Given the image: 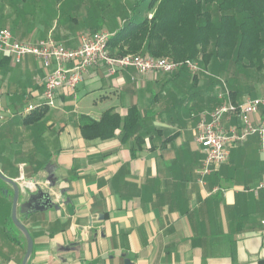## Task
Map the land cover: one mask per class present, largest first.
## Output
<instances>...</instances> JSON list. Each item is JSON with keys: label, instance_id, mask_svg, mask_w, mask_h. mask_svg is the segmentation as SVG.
Wrapping results in <instances>:
<instances>
[{"label": "crops", "instance_id": "obj_1", "mask_svg": "<svg viewBox=\"0 0 264 264\" xmlns=\"http://www.w3.org/2000/svg\"><path fill=\"white\" fill-rule=\"evenodd\" d=\"M25 25V35L7 28L21 42L39 39L41 26ZM56 27L50 21L44 25L48 33L42 40L79 46L78 36ZM233 63V70L230 62L214 66L229 99L243 104L263 97L255 72L264 70V62ZM54 68L45 69L35 57L16 64L0 53V172L23 192L18 218L34 244L27 264H264L259 136L231 147L229 161L203 185L198 181L203 154L197 125L201 114L222 103L219 96L217 106L196 113L185 93L173 89L178 77L134 69L111 73L100 62L74 94L58 89L50 108L43 105V84ZM159 74L170 81L164 90H158ZM29 104L40 107L26 113ZM133 107L140 113L133 138L124 141L121 130L106 140L83 137L82 117L100 122L112 111L123 120ZM262 116L252 117L254 125ZM223 125L243 127L237 117ZM7 187L6 193L0 187L5 207L13 205L14 196ZM38 189L50 193L53 207L21 213ZM27 247L21 232L10 241L0 238L1 264H22Z\"/></svg>", "mask_w": 264, "mask_h": 264}, {"label": "trees", "instance_id": "obj_2", "mask_svg": "<svg viewBox=\"0 0 264 264\" xmlns=\"http://www.w3.org/2000/svg\"><path fill=\"white\" fill-rule=\"evenodd\" d=\"M109 50L116 57L132 54L176 62L193 61L203 51L205 63L211 61L212 67L230 61L262 65L264 0H139L111 36ZM186 71L182 67L175 75ZM139 116L137 107L123 120L108 111L100 122L82 117L80 128L87 140L110 139L121 130L127 141L136 133Z\"/></svg>", "mask_w": 264, "mask_h": 264}, {"label": "built area", "instance_id": "obj_3", "mask_svg": "<svg viewBox=\"0 0 264 264\" xmlns=\"http://www.w3.org/2000/svg\"><path fill=\"white\" fill-rule=\"evenodd\" d=\"M111 36L107 32L86 33L81 36L79 46L70 49L53 38L35 43L21 42L15 39L11 30L0 29V53L9 56L16 64H20L27 57H35L45 69L49 70L55 65V68L48 72L43 84V105L50 108L55 107L58 89L65 88L74 94L89 68L97 66L100 62L106 63L111 73L134 69L142 74H173L182 67L193 73L199 71V65L192 60L176 62L164 57L132 54L112 56L109 50ZM229 97L227 90L220 93L219 100L222 103L199 117L196 142L203 154L198 180L202 185L206 177L229 161L231 147L244 143L249 137L259 136L264 151V96L249 99L243 104H235ZM39 107L40 105L29 104L26 113H32ZM261 113L262 119L254 125L252 117ZM233 117L240 119L243 124L241 129L224 127V120H231ZM258 190H264V181ZM262 224L264 225V221Z\"/></svg>", "mask_w": 264, "mask_h": 264}, {"label": "rangeland", "instance_id": "obj_4", "mask_svg": "<svg viewBox=\"0 0 264 264\" xmlns=\"http://www.w3.org/2000/svg\"><path fill=\"white\" fill-rule=\"evenodd\" d=\"M138 1L139 0H0V29H8L7 27L11 29L16 28L17 35H25L26 31L21 29L26 28V23L29 25L33 24V27L37 24L41 26V29H38L40 33L38 34L37 32L35 37L39 39L31 41L32 43L42 40L44 38L42 35L48 33L42 30L44 29V25H47L49 21L50 23L54 22V24H57V31H70L71 35L75 37L78 36V38H81L83 34L95 32H107L113 35L114 32L125 23V20L129 17L134 5ZM144 16L145 14H143V17ZM150 17H152V15H150ZM28 29L33 31L31 28ZM212 49L213 48L210 46L209 52H211ZM202 52L193 60L199 65V71L197 73L186 71L184 75L178 77L179 82L174 84L175 86L173 87L174 90L185 93V101L192 103L191 109L196 113L217 106V96L226 91L224 77L223 75H219L220 70L212 67L213 63L211 61L206 64ZM233 62L234 61H230V63H232V66H230V68H232L231 70L236 68ZM239 64H247V61L238 62L237 66H240ZM257 65L256 63L254 66L256 67ZM255 74L259 80V84H261L259 86H261L262 89L264 86V70H258ZM251 75L252 78L253 74ZM243 76L245 78L247 77L245 75ZM166 77L167 76L160 74L155 76L157 82L162 81V84H159L158 90H164L167 83L170 82ZM173 77H177L175 73L171 76V78ZM7 186L6 183L0 180V187L5 190V193L8 191ZM4 198L5 195L3 192H0V238L10 241V239L14 238V236L20 232L12 219L13 205L5 207Z\"/></svg>", "mask_w": 264, "mask_h": 264}, {"label": "water", "instance_id": "obj_5", "mask_svg": "<svg viewBox=\"0 0 264 264\" xmlns=\"http://www.w3.org/2000/svg\"><path fill=\"white\" fill-rule=\"evenodd\" d=\"M0 180L10 185L14 191L12 219L17 229L27 239V244H28L27 252L22 263V264H27L32 255L34 244L32 237L28 232L27 228L19 221L18 218L19 202L23 192L20 186L15 181L5 177L1 172H0ZM52 207H53V202L50 193L38 189L35 195L30 196L28 201L24 205L20 206V209H21V213H25L26 208H29V210L32 212L34 211L45 212L46 210Z\"/></svg>", "mask_w": 264, "mask_h": 264}]
</instances>
